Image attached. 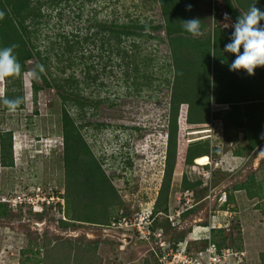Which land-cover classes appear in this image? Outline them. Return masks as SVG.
<instances>
[{
  "label": "rangeland",
  "instance_id": "obj_1",
  "mask_svg": "<svg viewBox=\"0 0 264 264\" xmlns=\"http://www.w3.org/2000/svg\"><path fill=\"white\" fill-rule=\"evenodd\" d=\"M80 4L84 12L95 9L100 17L128 15L143 22H162L154 0H74L73 10ZM199 6L206 26L200 37L211 33L215 24L222 27L229 22L221 0H202ZM64 22L51 21L47 33L61 30L59 25L68 31ZM226 29L233 31L230 27ZM154 34L162 41L155 38L139 41L140 56L144 57L141 72L146 77L133 83L131 73L126 76L122 68L108 65L97 81L102 84L95 83L83 90L97 102L95 107L81 112L78 122L85 125L80 133L122 202L121 207L112 211L116 217L113 219L117 220L148 215L162 178L170 96L166 79L171 78L172 72L166 65L170 57L164 31ZM100 66L101 63L99 69ZM32 71L31 61H27V70L22 74V107L10 112L3 108L0 100V131L12 132L13 159L11 167L0 166V201L7 204L6 199L12 193L35 194L38 190L39 197H51L52 204L56 202L55 196L62 200L59 207L45 204L41 216L33 215L35 209L29 204L32 212L24 205L19 210L11 208L9 217H0V264H40L39 259L44 256L52 263L58 257V260H70L72 255H76L79 262L91 260L95 264H162L160 258L169 260L168 249H175L172 241H177L176 245L190 241L194 231L196 234L192 236L197 241L194 238L191 241L192 253L185 248L188 254L200 250L207 236L214 243L225 237L223 242L227 246L221 249L229 248L230 257L242 252L240 264H261L264 141L244 151L242 156H235L233 149L244 144L243 131H239L237 141H233L229 130L224 132V124L217 119L206 128L188 127L185 131L187 143L199 139L209 141V161L198 165L193 159L190 164L174 165L167 211L151 216L148 240L140 239L130 229L105 228L109 222L98 226L88 222L62 226L60 221L66 218L62 197L60 103L52 88H42L35 96L32 94L30 82L38 81L30 75ZM77 74L80 76L79 72ZM0 89L6 90V81L0 82ZM70 112L75 114L73 109ZM98 123L104 126H94ZM14 144L16 149H13ZM182 175L194 184L190 191L181 190ZM247 188L254 191V196H248ZM229 195L231 200H228ZM176 212H180L178 216L174 215ZM211 228H219L221 233L211 235ZM180 236L183 237L178 241Z\"/></svg>",
  "mask_w": 264,
  "mask_h": 264
},
{
  "label": "trees",
  "instance_id": "obj_2",
  "mask_svg": "<svg viewBox=\"0 0 264 264\" xmlns=\"http://www.w3.org/2000/svg\"><path fill=\"white\" fill-rule=\"evenodd\" d=\"M154 1L159 6L161 23H153L152 20L143 22L138 17L128 15L100 17L95 9L84 12L83 4L77 5L74 11V0H0V13H3L0 19V48L16 45L14 54L21 66L18 77L5 80L6 97L23 99L22 74L27 70V61H31L38 79L30 82L32 94L35 96L42 88H52L59 98L62 197L66 218L60 224L64 227L73 222L98 226L116 218L112 211L121 207L122 202L100 163L91 156L87 142L80 133L85 125L78 122L81 112L95 107L97 102L84 94L83 90L95 83L102 84L97 81L108 65L122 68L126 76L131 73L132 82L146 77L141 72L144 57L140 56L139 41L151 38L162 41L154 34L156 31L163 30L166 36L170 57V63L166 65L172 74L169 80L166 79L170 96L162 178L148 215L151 217L167 211L174 165L190 164L196 157L209 154L207 139L190 143L185 141L184 133L188 127L206 128L212 120L217 119L224 124V132L229 130L233 141H237V133L243 131L244 144L236 145L232 152L235 156H242L244 151L248 152L264 141V67L256 68L252 76L244 70L229 71L235 56L223 51L225 44L230 42L231 32L228 29L215 24L211 33L200 37L193 36L182 27L183 20L196 17L201 20V31H204L206 26L202 22L203 13L199 6L202 0ZM221 1L232 23L255 2ZM187 4L192 5L190 11L186 10ZM255 6L264 11V0H256ZM51 21H65L68 31L59 25L61 30L48 34L47 25ZM260 23L264 24V21ZM1 102L3 108L8 109ZM222 104L226 107H211ZM71 109L75 114H71ZM94 126L104 125L98 123ZM11 140L10 130L0 131L2 167L13 165ZM13 149H16L15 144ZM193 185L182 175V191H190ZM253 192L247 188L249 197L254 196ZM231 199L229 195L228 200ZM10 211L11 208L0 201V217H9ZM44 211L45 207L41 212H31L41 216ZM209 232L211 235L219 234L221 230L211 228ZM224 240L225 237L220 242L214 240L219 250L227 246ZM191 241L193 239L186 243L190 253L193 252L190 250ZM176 242L172 241L171 245L175 246ZM202 242L200 249L206 245L205 240ZM44 257L39 259L40 264H95L91 260L79 262L76 255L70 256V260H58V257L52 263ZM259 259L264 264V252H260Z\"/></svg>",
  "mask_w": 264,
  "mask_h": 264
},
{
  "label": "clouds",
  "instance_id": "obj_3",
  "mask_svg": "<svg viewBox=\"0 0 264 264\" xmlns=\"http://www.w3.org/2000/svg\"><path fill=\"white\" fill-rule=\"evenodd\" d=\"M255 2L249 10L240 15L234 23L230 22V17L225 13L226 21L222 25L225 28H232L230 42L225 44L223 51L234 54L235 59L229 65V71L244 70L249 76L255 75V69L264 67V11L255 6ZM191 4L186 5V10L190 11ZM3 13H0V19ZM182 27L193 36H199L201 31V20L191 18L183 20ZM16 45L0 48V82H4L9 77H18L21 72V66L18 62L14 49ZM242 49V51H241ZM223 62V61H222ZM30 75L36 78L37 74L33 70ZM214 85V82H213ZM0 100L10 112H14L22 103V99H8L4 89H0Z\"/></svg>",
  "mask_w": 264,
  "mask_h": 264
},
{
  "label": "built area",
  "instance_id": "obj_4",
  "mask_svg": "<svg viewBox=\"0 0 264 264\" xmlns=\"http://www.w3.org/2000/svg\"><path fill=\"white\" fill-rule=\"evenodd\" d=\"M37 193V194H36ZM35 194H28L25 192H15L12 193L7 199L6 203L9 208L16 209L17 207L21 205H27L31 204L35 212H41L44 209L45 204L47 206L53 205L55 207L56 204H60V201L62 200L61 197L55 196V203L52 204V198L51 197H39L38 195L40 191L36 192ZM46 202V203H45ZM62 203V202H61ZM180 212H176L174 214L175 216H178ZM173 217V216H172ZM168 218L170 221H172V218L170 215H168ZM122 220V221H121ZM152 221V218L147 215H140L137 218H134L133 220L130 219H113L111 222L107 225H105V228H111V227H119V228H125L130 229L134 231L140 239L148 240L149 236L151 234L150 231V223ZM159 233L156 234V237L159 238ZM195 240L197 238H194ZM186 241L179 242L177 245H175V249H172L170 247L168 249L169 254H171V258L169 260H163L160 258V261H162V264H225L226 260H231L232 263L240 264L239 260L242 259V252H236V257H230L232 254L231 250L229 248H223L218 249L216 244L210 240V237L207 236V242L206 245L194 252V254H188L185 252L186 248ZM168 247V244H166Z\"/></svg>",
  "mask_w": 264,
  "mask_h": 264
},
{
  "label": "bare ground",
  "instance_id": "obj_5",
  "mask_svg": "<svg viewBox=\"0 0 264 264\" xmlns=\"http://www.w3.org/2000/svg\"><path fill=\"white\" fill-rule=\"evenodd\" d=\"M208 161H209V158L206 155H202V156L195 158V162L198 165H204L205 163H208Z\"/></svg>",
  "mask_w": 264,
  "mask_h": 264
},
{
  "label": "crops",
  "instance_id": "obj_6",
  "mask_svg": "<svg viewBox=\"0 0 264 264\" xmlns=\"http://www.w3.org/2000/svg\"><path fill=\"white\" fill-rule=\"evenodd\" d=\"M196 234V231H194V232H192L190 235V239H193L194 237L192 236V235H195ZM225 264H233L232 262H231V260L229 259V260H226V262H225Z\"/></svg>",
  "mask_w": 264,
  "mask_h": 264
}]
</instances>
